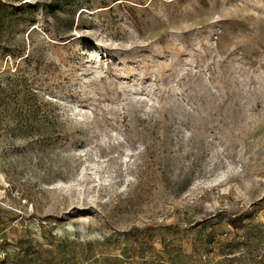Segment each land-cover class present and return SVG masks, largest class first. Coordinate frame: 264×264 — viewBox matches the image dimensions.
Returning a JSON list of instances; mask_svg holds the SVG:
<instances>
[{"label":"rangeland","instance_id":"374dc122","mask_svg":"<svg viewBox=\"0 0 264 264\" xmlns=\"http://www.w3.org/2000/svg\"><path fill=\"white\" fill-rule=\"evenodd\" d=\"M3 2L0 264H264V0Z\"/></svg>","mask_w":264,"mask_h":264},{"label":"trees","instance_id":"16d2710c","mask_svg":"<svg viewBox=\"0 0 264 264\" xmlns=\"http://www.w3.org/2000/svg\"><path fill=\"white\" fill-rule=\"evenodd\" d=\"M0 5H6V3L5 2H3V0H0ZM9 5V4H8ZM11 5V4H10ZM13 6V5H12ZM13 7H15V6H13Z\"/></svg>","mask_w":264,"mask_h":264}]
</instances>
